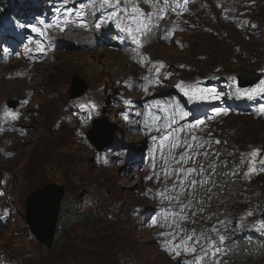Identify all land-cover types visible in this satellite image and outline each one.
I'll use <instances>...</instances> for the list:
<instances>
[{
  "label": "rangeland",
  "instance_id": "374dc122",
  "mask_svg": "<svg viewBox=\"0 0 264 264\" xmlns=\"http://www.w3.org/2000/svg\"><path fill=\"white\" fill-rule=\"evenodd\" d=\"M9 1L0 0V4L6 7ZM128 2L132 7L134 0ZM138 2L144 13H153L152 31L159 38L142 40L139 35L142 46L136 43L132 53L107 42L98 43L101 36L82 32L88 28L87 21L79 20L74 11H80L87 1L50 0L47 5L51 10L63 4L69 13L64 23L44 28L46 41L56 33L51 38L54 42L45 48L46 41L35 39L28 46L33 45L31 53L25 50L0 64V130L11 128L7 134L0 131V217L7 218L0 227V264H183L192 259L183 253L170 254L161 246L169 238L159 233L170 229L160 227L166 201L158 193L165 187L161 150L166 153L170 143L191 137L189 133L196 130L176 126L180 124L178 119L169 127L165 122L155 134L153 128L157 129L159 120L147 117L144 122L151 108L142 113L135 108L137 103L143 108L142 100L162 92L176 91L184 96L203 90V95L214 97L204 81L212 83L216 79L226 83L228 96L262 97L264 91L252 96L248 93L264 87V78L245 89L235 84L244 79L243 74L264 71V0H196L185 4L188 9L184 7L181 12L163 9L162 0L157 8L144 0ZM156 11L162 14L157 16ZM5 12L0 10L1 14ZM80 35L88 44L76 40ZM69 53H84V59L68 62ZM32 59L35 62L31 64ZM26 74L29 76L23 78ZM82 88L79 96H71ZM30 92L31 103L26 107ZM16 104L17 109L9 107ZM263 111L226 114L206 126L212 132L211 140L221 141L213 146H222L228 156L240 159L232 161L229 168L235 170L236 164L237 175L221 176L227 187L236 184L247 188L249 196L261 190V198L264 182L257 181H264V176L255 180V174L245 175L249 165L237 162L253 149L264 150ZM20 112L24 113L21 120L16 117L11 125L5 124ZM134 114L139 117L134 118ZM94 119L100 120L105 130L114 131L103 151L87 138ZM166 133L177 140L175 136L163 137L156 150L153 137ZM184 150L177 148L174 154L179 157ZM146 151L149 158L142 163ZM198 160L203 161V157ZM223 171L221 168L218 172ZM157 173L161 175L159 183ZM149 176L152 179H147ZM47 182L66 186L57 247L50 252H45L24 218L27 197ZM153 220L156 226H152ZM246 222L247 215L237 224ZM248 225L249 229L253 227ZM263 260L256 263L264 264ZM232 263L240 264L228 259V264Z\"/></svg>",
  "mask_w": 264,
  "mask_h": 264
},
{
  "label": "snow or ice",
  "instance_id": "6c2138e0",
  "mask_svg": "<svg viewBox=\"0 0 264 264\" xmlns=\"http://www.w3.org/2000/svg\"><path fill=\"white\" fill-rule=\"evenodd\" d=\"M116 2L119 4L121 0H116ZM144 2L156 8L161 3V0H144ZM104 3H110V0H104ZM162 3L163 9L168 8L169 0H162ZM184 3H187V0H184ZM123 11L128 12L129 21L122 31H126L137 44L142 46L141 41L137 39V34L146 37L152 31L155 26L153 13H144L139 7L138 0H134L130 11L127 8L123 9ZM155 15L159 16L160 13L157 12ZM95 26L99 28L100 24L97 23ZM33 30L35 31L36 29L33 28ZM40 50L43 51V48ZM232 79L235 80V77ZM261 91H264V87L259 90L253 89L248 95L259 94ZM202 92L203 90H197L195 98L199 100L207 99V96L203 95ZM176 108H179V113L176 112ZM186 116H188V113L183 108H180L178 104L175 105L172 109V115L164 117L166 127L171 126L173 121ZM153 119L155 120L156 118L153 117ZM203 123L204 121L202 120H196L194 124L189 125V128ZM157 129L159 130V125H157ZM180 130L179 128L177 129V131ZM157 139V137H153V140ZM160 139L162 142L163 138ZM213 143L219 144L221 141H212L210 136L204 140H198L196 136H191L182 141L177 140L170 143L166 153L161 150V159L163 160L161 173L163 174L165 187L158 194L166 201V207L162 210L164 214L160 218L163 221L160 223V227L170 229V231L159 233L160 236L169 238L164 240L161 246L169 251L170 254L174 253L175 256L183 253L192 257V259L183 262V264H220L221 256L226 254L227 251L225 246L227 236L224 234L227 232L226 220H217L216 224L211 228L201 227L197 229L193 227L188 229L184 227L187 222H191L194 225L197 224L198 220L196 217L198 215L203 220H212L216 216L215 212H211L207 216L203 214L211 207L210 202L215 195L214 189L218 187L217 177L235 176L238 174L235 170L229 169V161L220 160L221 153L211 147ZM180 147H184L185 150L177 157L174 154V150ZM262 151L264 150L260 148L253 149L244 159L237 162L249 165V172L245 175L264 171V157H261ZM200 157H203V161L198 160ZM189 161L192 162L191 167L187 166ZM204 161L208 162L205 163ZM257 165L261 167L258 169ZM218 167H223L225 171L222 173L218 172ZM153 171L155 173V165H153ZM155 178L156 182L159 183L161 175L157 173ZM147 179H152V177L149 176ZM169 180L172 181L170 185L168 183ZM252 215L253 212L251 211L247 213V216ZM156 224L157 221L153 220L152 226H156ZM253 226L258 231L264 230V219L256 221Z\"/></svg>",
  "mask_w": 264,
  "mask_h": 264
},
{
  "label": "water",
  "instance_id": "95a60500",
  "mask_svg": "<svg viewBox=\"0 0 264 264\" xmlns=\"http://www.w3.org/2000/svg\"><path fill=\"white\" fill-rule=\"evenodd\" d=\"M243 75L244 79L237 82L241 88L254 85L264 76V72L251 71ZM83 92L84 88L73 91L71 96H79ZM99 123L100 120L93 121V126L87 132V136L98 150H103L111 143L114 131L105 130ZM65 193L66 186L64 184L47 182L43 187L33 191L25 201L26 215L24 218L30 227V231L48 249L52 248L56 237Z\"/></svg>",
  "mask_w": 264,
  "mask_h": 264
},
{
  "label": "trees",
  "instance_id": "16d2710c",
  "mask_svg": "<svg viewBox=\"0 0 264 264\" xmlns=\"http://www.w3.org/2000/svg\"><path fill=\"white\" fill-rule=\"evenodd\" d=\"M255 113L243 112L242 114L254 115ZM261 117H264V111L262 112ZM223 153L226 156V152L224 149H223ZM262 157H264V155ZM235 159L237 160L238 157H236ZM257 166L261 167L260 165ZM234 167L236 168L235 171H237L238 169L236 164L234 165ZM256 179H257V175H255V180ZM217 181L219 182V184H221V186L218 187L217 194L210 203L212 204L215 212L218 214H222L224 212V214L226 215L227 212L232 217L238 216L244 213L246 207L253 200V196L263 195V191L259 190L252 193L249 196V193L247 192V188L239 187L236 184H230V186L227 187L224 178H221V182L218 179ZM257 182L258 183L262 182L263 184L264 181L262 180ZM59 233L60 231L58 232L57 229L56 237L59 235ZM56 237L52 249H47L45 245L43 246L45 252L54 251L56 249L57 247ZM226 249H227L226 254H223L221 256V259L229 258L230 260L240 262V264H257L256 262L258 260L264 259V240L261 242L256 236L252 237L248 241V243L244 242L243 239H235L234 241L230 242V244ZM225 264H228V262H226Z\"/></svg>",
  "mask_w": 264,
  "mask_h": 264
},
{
  "label": "clouds",
  "instance_id": "9594fccd",
  "mask_svg": "<svg viewBox=\"0 0 264 264\" xmlns=\"http://www.w3.org/2000/svg\"><path fill=\"white\" fill-rule=\"evenodd\" d=\"M262 176H264V174L258 175L257 179ZM249 211L253 212V215L247 216V222L243 223L244 226L242 227L239 226L237 224V221L239 220V218L247 215ZM224 217H225L224 212L222 214L216 213V216L213 217L212 220H203L201 218H198L197 219L198 223L195 225L191 224V226H195V228L197 229H200L201 227L211 228L216 224V221L219 218H224ZM261 219H264V197L261 198L260 195L253 196V200L246 207L244 213L238 216L232 217L230 216L229 213L226 212V217L224 219L227 221V232L224 233L227 236V239L225 242L226 248L228 247L230 242L234 241L235 239H243L244 242L248 243V241L252 237L256 236L262 242L264 240V230L258 231L256 227L254 226L251 229H249V225H248L249 223L254 225L256 221H259ZM188 229H192V227H189ZM228 259L229 258L221 259L220 264H225L226 262H228Z\"/></svg>",
  "mask_w": 264,
  "mask_h": 264
},
{
  "label": "bare ground",
  "instance_id": "6f19581e",
  "mask_svg": "<svg viewBox=\"0 0 264 264\" xmlns=\"http://www.w3.org/2000/svg\"><path fill=\"white\" fill-rule=\"evenodd\" d=\"M146 4V3H145ZM146 6V5H145ZM161 6V5H160ZM163 6V5H162ZM157 8V7H156ZM186 8V7H185ZM186 9H188V8H186ZM154 10H156V9H154ZM152 11V10H151ZM157 11H158V9H157ZM156 11V12H157ZM170 11V10H169ZM182 10H180V12H181ZM146 12V11H145ZM150 12V11H149ZM148 13V12H147ZM161 13V12H160ZM162 14V13H161ZM164 14H165V12H164ZM168 14H169V12H168ZM155 17V16H154ZM157 17V16H156ZM165 17V16H164ZM167 17V16H166ZM174 17V16H173ZM78 18V17H77ZM76 19V18H75ZM157 19V18H156ZM171 19H173V18H170V20ZM175 19V18H174ZM169 20V21H170ZM157 21H159V20H157ZM85 23V22H84ZM160 24H162L161 22H160ZM180 24V23H179ZM77 25V24H76ZM79 25V24H78ZM163 25V24H162ZM176 25V24H175ZM69 26V25H68ZM72 26H73V24H72ZM173 26V25H172ZM165 27V26H164ZM70 28H71V25H70ZM78 28V27H77ZM159 28V27H158ZM72 29V28H71ZM161 29H163L164 31H165V29L164 28H161ZM80 31V29H75V31ZM83 30V29H82ZM86 30V29H85ZM71 31V30H70ZM155 31V30H154ZM162 31V30H161ZM168 31V30H167ZM72 32V31H71ZM83 32V31H82ZM84 33V32H83ZM160 33V32H159ZM164 33V32H163ZM73 34V33H72ZM71 34V35H72ZM80 34V33H79ZM89 34V33H88ZM88 34H87V36H88ZM161 34V33H160ZM77 35V34H76ZM84 35V34H83ZM86 35V34H85ZM81 36L82 35H80V36H78V38L76 39V40H78L79 41V43L80 44H88L87 43V41H84L85 39H84V37H82L81 38ZM87 36H85V37H87ZM75 36H72V38H74ZM91 37V36H90ZM102 37V36H101ZM167 37V36H166ZM89 38V37H88ZM155 39V38H154ZM139 40V39H138ZM150 41V40H149ZM135 47V46H134ZM138 48V47H137ZM136 49V48H135ZM134 49V50H135ZM139 49V48H138ZM34 53V52H33ZM84 54V53H83ZM83 54H77V53H74V54H68V55H66V59L68 60V62H70V61H72V60H83L84 59V55ZM94 54V53H93ZM108 54V53H107ZM148 54V53H147ZM125 58V57H124ZM33 62H35L34 61V59H32L31 60V64L33 63ZM77 62V61H76ZM79 63H82L83 64V61H79ZM25 64V63H24ZM85 64V63H84ZM32 66V65H31ZM16 72V71H15ZM20 73V72H19ZM34 74V73H33ZM17 75V74H16ZM36 75V74H35ZM39 75V74H38ZM27 76H29V74H26V75H23V78H25V77H27ZM31 76V75H30ZM40 76V75H39ZM42 76V75H41ZM40 76V77H41ZM20 77V76H19ZM42 78V77H41ZM30 79V78H29ZM35 81H37V80H35ZM43 83V82H42ZM26 86V85H25ZM30 91H31V89H30ZM32 92V91H31ZM31 92L29 93V95L27 96V99H26V102H25V106L27 107L31 102H30V97H31ZM28 93V92H27ZM33 95V94H32ZM32 98V97H31ZM29 99V100H28ZM38 101V100H37ZM38 105V104H37ZM30 108V107H29ZM19 110V109H18ZM2 111H5V110H3L2 109ZM17 111V110H16ZM18 112V111H17ZM24 112V111H23ZM23 112H20L19 114H14L9 120H7V123H5L6 125H11L12 124V122H11V120H14V119H16V117H17V121L18 120H21V118H22V115L24 114ZM7 113V112H6ZM3 114V113H2ZM6 115V114H5ZM8 118V117H7ZM50 118V117H49ZM48 118V119H49ZM147 119V118H146ZM5 121V120H4ZM148 121V120H147ZM14 123V122H13ZM148 124V123H147ZM21 125V124H20ZM149 125V124H148ZM151 125H153V124H151ZM13 127V126H12ZM149 128V127H148ZM10 127L9 128H7V127H5L4 129H2V131H1V133L3 132V133H9L10 132ZM170 129V128H169ZM149 130V129H148ZM15 131V130H14ZM2 133V134H3ZM23 133V132H22ZM160 134H161V132H159ZM1 134V135H2ZM5 134V135H6ZM156 134V133H155ZM166 135V134H165ZM157 138H158V136H156ZM154 141V140H153ZM156 141V140H155ZM158 142L160 141V139L158 138V140H157ZM163 142V141H162ZM159 146H161V145H159ZM159 148V147H158Z\"/></svg>",
  "mask_w": 264,
  "mask_h": 264
}]
</instances>
